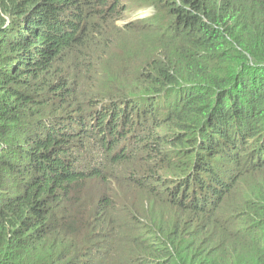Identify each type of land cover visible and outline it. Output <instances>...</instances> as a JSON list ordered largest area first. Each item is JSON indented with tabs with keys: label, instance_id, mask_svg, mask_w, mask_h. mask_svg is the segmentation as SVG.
Wrapping results in <instances>:
<instances>
[{
	"label": "trees",
	"instance_id": "1",
	"mask_svg": "<svg viewBox=\"0 0 264 264\" xmlns=\"http://www.w3.org/2000/svg\"><path fill=\"white\" fill-rule=\"evenodd\" d=\"M146 1L0 0V264H264V0Z\"/></svg>",
	"mask_w": 264,
	"mask_h": 264
},
{
	"label": "rangeland",
	"instance_id": "2",
	"mask_svg": "<svg viewBox=\"0 0 264 264\" xmlns=\"http://www.w3.org/2000/svg\"><path fill=\"white\" fill-rule=\"evenodd\" d=\"M124 5L127 6V9L125 11V22H137V21H142L143 20H151L152 16L155 14V9L152 6L145 5L141 6L140 3L147 2L146 0H123ZM138 38L140 40H143L144 42H147L149 40V35L140 33L138 35ZM126 39L129 38H124L121 39V46L119 47L117 45H112L110 47V54L114 55L116 52H120L119 56H124L129 57L130 50L127 48H130L128 44H134V42ZM126 48V49H125ZM123 51V52H122ZM103 81V82H101ZM110 80H104L97 78L95 81V84L97 85H106ZM173 124V123H171ZM177 126H172L169 128L165 127H159L157 128V131L160 135H164L167 133H171L172 131L176 130ZM164 149H167L169 152L170 157H174V160L171 161L169 164H164L161 168L158 169V174L160 175L159 181L162 180L163 177H168V176H176L180 173L181 168H184L183 165V159L185 158L184 152H182V148L184 147V144L181 145H174L171 143H164ZM179 156V159H176L175 156ZM115 182L117 181L114 178ZM100 186H92L90 189L87 190L89 192L92 190L93 192H97L99 188L102 187V182L100 181ZM119 189H121V192L118 193L119 197L123 196L125 193H128L132 196V200L134 202L135 198L138 199L139 196L147 197L146 195L148 194H142V190L140 189H133L130 188L128 185H121L117 186ZM254 195L257 197V193Z\"/></svg>",
	"mask_w": 264,
	"mask_h": 264
},
{
	"label": "bare ground",
	"instance_id": "3",
	"mask_svg": "<svg viewBox=\"0 0 264 264\" xmlns=\"http://www.w3.org/2000/svg\"><path fill=\"white\" fill-rule=\"evenodd\" d=\"M78 133V132H77Z\"/></svg>",
	"mask_w": 264,
	"mask_h": 264
}]
</instances>
